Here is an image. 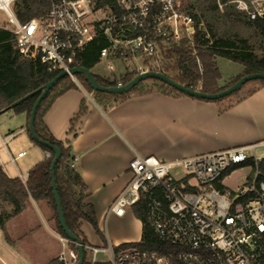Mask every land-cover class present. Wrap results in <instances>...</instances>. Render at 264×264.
<instances>
[{"label": "built area", "instance_id": "1", "mask_svg": "<svg viewBox=\"0 0 264 264\" xmlns=\"http://www.w3.org/2000/svg\"><path fill=\"white\" fill-rule=\"evenodd\" d=\"M14 2L0 0V11L12 26L16 47L24 55L38 54L48 71H65L73 81L70 51L96 38L105 43L99 60L107 62L111 73V61L127 58L143 60L145 68L135 69L141 73L159 67L161 51L178 46L183 37L190 40L194 32L192 15L175 0H49L43 18L24 23L12 12ZM229 3L248 20L264 21V0ZM114 79L116 86L121 85L120 79ZM12 135L8 132L2 139L4 145ZM255 148L237 146L167 161L134 153L128 162L129 179L107 207L105 217L122 216L142 202L153 234L178 247L177 264H262L264 171L260 162L264 156L256 157ZM249 150L253 157L247 155ZM243 166L249 167L244 181L235 189L225 187L223 179L229 171ZM59 240L62 245L70 242L61 236ZM85 247L91 253L89 264H171L168 257L140 250L134 242ZM64 254L59 256L63 264H74L78 258L73 250L68 257ZM98 254L108 258L98 260Z\"/></svg>", "mask_w": 264, "mask_h": 264}, {"label": "trees", "instance_id": "2", "mask_svg": "<svg viewBox=\"0 0 264 264\" xmlns=\"http://www.w3.org/2000/svg\"><path fill=\"white\" fill-rule=\"evenodd\" d=\"M175 1L180 8L192 15L194 32L190 40L183 37L178 46L162 50L160 58L166 62L155 68V71L166 74L170 79L187 88L207 94L217 93L229 87L246 74L264 72V21L248 20L244 13L234 9L233 5L229 3L230 0ZM218 4H222V6L219 7ZM49 6V0H15L12 5V12L19 22L24 23L33 18H43ZM245 30L249 31L247 35L242 34V31ZM104 45L103 41L96 38L84 45L83 48L74 47L70 51L74 58L73 66H83L90 70L99 61V50ZM216 57H223L243 66L242 72L231 78L224 86H219L217 83L220 73ZM58 73L59 71H48L46 64L40 61L38 54L24 55L22 50L16 47L15 35L10 31V28L0 26V113L7 110H12L13 113L25 111L28 125L29 114L41 91L40 89ZM137 74L136 71L127 72L120 78L121 85L130 81ZM92 75L101 85H117L115 79ZM74 76L83 89L103 109L121 102L133 94L141 95L153 91L170 97L199 99L189 96L156 78L143 79L126 92L108 93L94 91L84 75L74 74ZM148 79L150 81L146 82ZM255 80V87L243 97L252 94L264 85V79ZM76 88V83L68 75L58 79L39 103L33 127L38 138L47 141L60 151L59 159L54 167L56 192L65 223L81 244L82 264H89L91 253L85 247L87 240L80 229V221H87L102 239H104V235L97 226L93 206L84 202L86 185L73 166V155L69 142L55 139L43 121L46 111L54 100L64 92ZM33 91L36 92L29 95ZM236 93L237 91L216 100H199L214 102L217 104V112L221 114L230 108L234 102L240 100L239 98L224 105V102ZM25 95L29 96L21 103L11 106L15 100ZM85 111L84 101H81L77 113L70 120L71 131ZM26 132L31 142L44 152H49L50 157H45L31 166L25 182L19 177H9L0 165V229L5 240L10 242L5 223L22 212L30 202H43L52 212L55 231L59 236L67 238L58 220L51 187L50 164L53 152L35 142L29 135L27 128ZM260 165L264 171V159L261 160ZM4 205H9L10 210H4ZM132 212L142 224L140 239L134 244L140 250L157 251L159 254L168 257L171 264H177L178 247L158 239L153 234L147 223L142 202L132 206ZM69 246L78 256L77 245L69 242ZM47 264L63 263L56 257ZM95 264L107 263L98 261ZM262 264H264V260Z\"/></svg>", "mask_w": 264, "mask_h": 264}, {"label": "crops", "instance_id": "3", "mask_svg": "<svg viewBox=\"0 0 264 264\" xmlns=\"http://www.w3.org/2000/svg\"><path fill=\"white\" fill-rule=\"evenodd\" d=\"M94 66L90 69L92 74L108 78L93 72ZM242 69V65L236 67L234 74H239ZM127 72L115 78L120 79ZM74 82L77 88L57 97L43 121L55 139L69 142L73 166L86 185L84 202L93 206L100 231L107 222L102 239L87 221H80L87 245L116 246L139 241L142 224L132 210H126L122 216L105 217L107 207L129 179L128 162L134 153L167 161L237 146H264V85L248 96H241L219 114L214 102L170 97L157 91L133 94L103 109L77 80ZM81 101H84L86 111L71 131L70 120ZM7 112L12 114L7 120L10 118L13 123L5 125L3 135L0 134V165L9 177L26 178L30 167L46 157L45 152L28 137L25 111ZM3 120L1 124H5L6 119ZM8 132L13 135L4 145L2 139ZM11 148L17 151L16 156L12 155ZM25 149L29 150L28 156ZM20 152L24 154L17 157ZM10 156L15 160L27 156L24 173L18 170ZM238 170L235 168L224 177L225 187L235 189L244 181L243 177L242 180H230L228 184L225 182L226 177Z\"/></svg>", "mask_w": 264, "mask_h": 264}, {"label": "rangeland", "instance_id": "4", "mask_svg": "<svg viewBox=\"0 0 264 264\" xmlns=\"http://www.w3.org/2000/svg\"><path fill=\"white\" fill-rule=\"evenodd\" d=\"M194 1V0H191ZM0 26H6L11 28L12 26L8 23L6 16L0 11ZM249 33L248 30L242 31V34L247 35ZM260 53V52H259ZM159 65L162 66L165 64V60L162 58H158ZM106 61L99 60L95 66L93 67V72H98L105 77L114 78L118 77L120 74L126 71H135L137 67L145 68V63L141 59H133L127 58L124 59L122 62L118 60H113L111 63L114 66V70L111 73L106 68ZM216 63L218 66V70L220 73V78L217 81L218 85L225 81L222 86L226 85L231 78L239 75L234 74L236 67L240 65L236 62L230 61L223 57H218L216 59ZM151 65H155V62H149ZM243 70V69H242ZM150 79L146 80L149 82ZM256 80H249L246 82L245 85L241 86L240 89L237 90L236 95L230 98L228 101L224 102V105L233 102L240 98L241 96L245 95L248 91H251L255 87ZM11 112H2L0 113V134L3 135V128L7 124L13 123V120H7L8 115ZM6 119L5 124H1L2 120ZM3 120V121H4ZM38 147V146H37ZM41 149V148H38ZM26 150L27 156L29 155V150ZM42 150V149H41ZM16 150L11 148V153L13 156H16ZM2 153V152H1ZM256 157L261 158L264 156V146L257 147L254 151ZM247 155L249 157H253V151H247ZM27 156L15 160V163L18 166V170L21 173L25 172V163ZM239 170L226 177L225 182L228 184L230 180H234L235 178L242 180V178L247 174L249 167L244 166ZM231 169L230 171H232ZM229 171V172H230ZM174 173L179 175V170L174 169ZM234 187L232 185H228ZM9 205H4L3 209L6 211L10 210ZM128 211L132 210V208L127 209ZM6 232L10 239V242L6 241L3 233L0 229V264H47L54 256H59L62 252H64L65 256L68 257V251L71 250L69 243H65L62 245L59 240V235L55 231V224L54 219L52 216L51 210L48 206L43 203H34L30 202L28 206L20 212L19 215L14 216L12 219L8 220L5 223ZM107 227V222L105 225L103 223L102 226V234L105 237V228ZM108 258L105 255L98 254V260H105ZM72 263H74L72 261Z\"/></svg>", "mask_w": 264, "mask_h": 264}, {"label": "water", "instance_id": "5", "mask_svg": "<svg viewBox=\"0 0 264 264\" xmlns=\"http://www.w3.org/2000/svg\"><path fill=\"white\" fill-rule=\"evenodd\" d=\"M70 73L71 74H82L86 77V79L88 80L91 88L94 91H100V92H108V93H122V92H126L129 89H131L133 86H135L136 84H138L139 81L146 79V78H156L158 80H161L167 84H169L170 86L174 87L175 89L184 92L185 94L195 97V98H199V99H207V100H216L222 97H225L227 95H230L232 93H234L235 91H237L238 89L241 88V86L246 83L249 80H255V79H264V72H258V73H249L246 74L244 76H242L240 79H238L235 83H233L232 85H230L229 87L217 92V93H211V94H207V93H203L199 90H195V89H191V88H187L175 81H173L172 79H170L166 74L155 71V70H147V71H143L141 73H138L136 76H134L130 81H128L127 83L123 84V85H119V86H104L101 85L97 82V80L95 79V77L92 75L91 71L83 66H73L70 68ZM66 72L65 71H61L59 72L53 79H51L50 81H48L47 83H45L43 85V87L40 89V93L37 97V99L35 100V102L33 103V106L31 108L30 114H29V120H28V125H27V130L29 135L32 137V139L43 145L44 147L50 149L53 152V158L50 164V175H51V187H52V193H53V197L55 200V204H56V210H57V215H58V220L60 223V226L65 234V236L67 237V239L70 242H73L77 245V251H78V258L76 260V262L74 264H82L83 262V254H82V248H81V244L78 242L77 237L69 230V228L67 227L64 217H63V212L61 209V205H60V201H59V197L58 194L56 192V186H55V179H54V167L55 164L57 162V160L59 159L60 156V151L57 147L49 144L47 141L41 140L40 138L37 137V135L34 132V127H33V123H34V118H35V114H36V110L37 107L39 105V103L41 102V100L43 99V97L45 96V94L50 90V88L53 86V84L60 79L61 77L65 76ZM36 91L31 92L29 95L35 93ZM29 95H25L17 100H15L11 106H15L19 103H21L23 100H25Z\"/></svg>", "mask_w": 264, "mask_h": 264}]
</instances>
